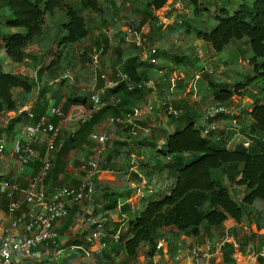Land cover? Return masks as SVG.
<instances>
[{
  "label": "trees",
  "instance_id": "1",
  "mask_svg": "<svg viewBox=\"0 0 264 264\" xmlns=\"http://www.w3.org/2000/svg\"><path fill=\"white\" fill-rule=\"evenodd\" d=\"M78 1L82 11H99L97 0ZM2 2L3 7L0 10L3 12L1 16H4L5 22L0 28V53L4 51L13 63L21 64L25 59H29V54L25 52V49L31 42L39 41L43 35L45 17L52 16L56 10H60L66 17V22L60 26L64 34L57 41V47L71 46L88 36L89 28L85 19L79 12L63 7L62 0H3ZM167 2L168 0H148L144 8L148 24L145 22H140L136 26L128 24L138 34L144 26H148L147 42L152 47H154L152 41L155 40L152 35H160L161 26L165 21V18H158L154 15L153 11L164 9L163 12H167L165 9ZM189 5L194 9L193 17L198 16L200 12L196 6L197 0H189ZM214 20L213 27L201 29L194 25V20L182 18L179 21V27L184 29L185 33L193 32L198 41L209 44L216 53L223 51L232 42L246 39L253 54L248 62L254 76L253 82L263 85L262 90L264 91V0H252L250 5L241 3L233 12L216 6ZM17 30H22V32ZM89 51L90 48H87L85 52L89 53ZM138 52L135 56L123 59L122 50H117L116 68L118 66L119 68H115V71L127 74L135 87L128 90L123 83L116 82L114 86L107 87L99 93L101 109L92 114L84 123H78L76 132L67 134L62 143H59V149L54 155L53 171L48 182L58 170L65 168L60 158L67 151L81 146L88 148V135L96 132V127L101 122L109 121L110 118L122 120L127 115L135 116L138 112V103L146 102L148 96L154 91H161V85L155 87L154 90L145 85L138 87L141 83L151 81L149 66L154 65L158 60L157 50L149 57L154 58L153 64L150 63V59L141 60L140 51ZM56 57L57 59H53L48 67L51 80L59 69L57 63L59 56ZM180 58V61H183L187 59V56L181 55ZM40 59L35 60L40 61ZM37 87L42 88H40V95H43L45 89L48 88L40 72L31 78L23 74L4 73L0 65V112L16 109L12 94L14 90L29 94ZM214 87L212 94L220 105L232 98L233 92L229 84H214ZM243 87L244 85H236L237 89L242 90ZM87 100L86 95L78 94V96L69 97L66 100V106L81 105L86 108ZM220 105L211 109L223 108ZM168 118L170 123L176 124L177 122L182 127L169 134L163 143L155 142V130H151L147 138L140 139L138 142L139 144L149 143L153 150V156L146 155L145 160L138 165L140 166L138 170L145 177L147 185L154 186L158 183L157 178H167L164 191L159 198L155 199L147 200L142 196L141 200L146 199V203H143L137 215L128 221L123 232L118 230L122 223H118L112 231L110 230L111 234L119 231V242L114 244L111 239H104L109 254L100 253V264L114 262L120 254L126 261L133 262L143 246L149 249L147 257H152L156 252V242L159 239H164V242H174L178 241L181 236L196 238L200 236L202 226L207 231L211 228H220L228 219L233 220L235 226L245 225L251 232L249 238H244V244H246L239 245L241 253L248 250L253 253L254 257L260 250V246L253 247L255 250L247 248L252 246L249 245L250 238L258 235L264 227V208L255 207L256 202H264V139L254 140L249 143L248 147L240 143L234 149L228 150L220 145L222 137L216 140L217 134H201L200 128L197 127L202 121L199 115L183 111L177 118L173 116H168ZM221 118H229V116L228 114L211 113L208 121ZM237 118L238 116H235L231 119ZM250 118L252 120L250 132H264V105L256 103L250 112ZM48 119L53 123L58 121L55 118ZM144 124L143 120H138L134 121L132 126H123L119 123L112 125V146L104 153L106 155L101 163L102 169L111 168L109 166L111 160L119 157L123 167H112L111 169L122 175L132 171L133 164H129L132 150L121 155L117 153L116 147L122 145L120 143L122 135L128 129ZM228 130L236 132L233 126H229ZM138 137L136 136L134 141L139 140ZM41 152L42 146H38L37 156ZM36 164L38 168H35V173H38L39 164L38 162ZM132 173L137 175L133 171ZM94 183L95 190L92 200L105 201L102 212L97 211V207L93 204L96 214L107 216L114 213L119 206L124 212L129 210V207L123 204L124 196L128 197L125 193L108 191L104 187L106 183L99 181L97 177ZM229 187L233 189L234 199L228 191ZM223 249H226L224 264L232 263L228 255L232 249L230 244H224ZM260 259L257 257L256 261ZM118 264L125 263L119 262Z\"/></svg>",
  "mask_w": 264,
  "mask_h": 264
},
{
  "label": "rangeland",
  "instance_id": "2",
  "mask_svg": "<svg viewBox=\"0 0 264 264\" xmlns=\"http://www.w3.org/2000/svg\"><path fill=\"white\" fill-rule=\"evenodd\" d=\"M2 1L0 0V8L3 7ZM147 1L97 0L99 11L92 12L90 10L82 11L78 0H62L61 4L63 7H69L79 12L85 19L89 28L87 38L71 46L57 47V41L64 34L60 26L66 22V17L60 10H56L52 16L45 17L43 35L39 41L31 42L25 49V52L29 54V59H25L21 64H16L12 69L29 74L32 78L37 75V72H40L45 84L53 82L54 85L60 86L59 96L65 98V102L68 97L83 94L82 90H90L93 88L95 92H102L105 87L117 82V73L115 71L117 50L121 49L123 57L125 58L135 56L139 53L133 44L128 43L132 41V38L126 37L125 32L129 31L128 24H133L134 26L140 22L148 24V18L144 11ZM251 1L197 0L196 6L200 14L198 16L194 15V17L192 15L194 9L189 5V0H168L166 3L167 8H165L167 12H163L164 9L157 12L153 11V14L158 18H165L164 24H162L160 29V35H152L155 37L154 42L151 41L157 50L158 60L154 65L149 66V76L151 78L149 82H152L153 88L161 85V91H154L150 94L147 103L156 106L163 101H167L180 114L183 111L189 114H197L199 115V119L202 117L200 120L203 121L206 111L220 105L216 102L212 94L213 89H215L214 84H229L233 96L230 100L220 105L227 110L229 118L216 119L215 121L220 136L222 137V144L220 145L228 150L234 149L246 140L253 142L254 140L264 139V132H250L252 126L250 112L256 103L264 105L263 85L259 82H253L254 76L248 63L253 54L246 39L232 42L223 51L216 53L209 44L198 41L194 37L193 32L185 33V30L179 27V21L182 18H190L194 20V25L198 26V28L205 29L211 26L213 27L216 6L224 7L228 11L233 12L239 4L245 3L250 5ZM2 13L0 10V28L3 27V23L5 22L4 16H1ZM17 31L22 32V30ZM140 32L146 34L147 28L142 29ZM145 44L147 43L145 42ZM87 48H90L89 53L85 52ZM57 55L59 56L57 62L59 69L52 81L49 77L48 67L53 59H57ZM181 55H186L187 59L180 61ZM36 58L41 59L38 61L35 60ZM38 63L41 65L40 68H38ZM236 85H244V87L241 90L237 89ZM235 116H238V118L231 119ZM162 118L166 117L163 116ZM202 121H200V124L205 122ZM144 126L145 124L143 126L139 125V128H136L137 130L134 131V135L142 136L141 133ZM229 126H233L236 132L228 130ZM180 127H182L181 124L176 122L174 130L169 128L166 132H170L171 134ZM61 131L63 136L64 127H62ZM168 135L165 133L164 139ZM139 141L140 139L135 141L136 143L132 145V149L138 154L140 152L139 148L141 147L145 155L153 156V150L149 143L143 142L139 144ZM135 167L137 168L135 169ZM138 168L140 166L136 162L133 169L141 173ZM156 180L158 183L155 186L159 189V193L153 199L161 196L167 178H157ZM171 182L173 181L171 180ZM133 184L138 187L136 186V189H132L130 191L131 193H134V190L135 192L136 190L137 192L143 191V184H141L140 179ZM228 191L234 199L232 187H229ZM141 194L142 192L139 193L140 199L142 197ZM147 200H142V203L145 204ZM255 207L263 209L264 202H256ZM78 209H82L84 218L86 207L80 206ZM137 213L138 210L132 214L128 212L122 214H127L128 218H130L129 220H131ZM119 222L120 224L122 223L121 221H117L115 226ZM111 229L113 227L109 224L106 230L111 232ZM118 230L123 232L125 228L119 226ZM229 235L237 238L242 246L246 244H244V238H249L251 232L245 225L235 226L233 221L227 220L222 227L211 228L208 231L202 226L201 234L197 239L199 241H203L204 239L210 242L214 241L216 244V242L223 241ZM106 238L110 240L109 237ZM156 244L159 248L158 255L162 261L172 257L174 246L170 248L167 242H164V239H159ZM249 245L252 246H249L247 249L251 250H255L254 248L257 246L264 245V227L258 235L250 238ZM75 247L77 248L76 244ZM90 249L92 253L87 249L84 260H79L76 257L71 260L66 259L64 264H100V254L94 255L95 248L92 247ZM143 249L144 247L142 251ZM102 254H109V250L106 248ZM110 256L113 257L114 255L110 254ZM223 257L225 258V255ZM108 264L115 263L111 262Z\"/></svg>",
  "mask_w": 264,
  "mask_h": 264
},
{
  "label": "built area",
  "instance_id": "3",
  "mask_svg": "<svg viewBox=\"0 0 264 264\" xmlns=\"http://www.w3.org/2000/svg\"><path fill=\"white\" fill-rule=\"evenodd\" d=\"M144 28H147V33L139 32L138 34L131 26H128L129 31L125 34L126 37L132 38V41L128 43L133 44L140 51L141 60L147 61L150 56L155 54L156 50L147 42L149 27L144 26L142 29ZM149 61L151 64L155 62L152 57ZM116 77L117 82L123 83L128 90L135 87L127 74L118 71ZM142 85L148 87L151 84L144 82L138 87ZM82 93L88 97L86 108H77L69 116H66L61 107L55 105H49L44 113L39 116H35L29 109H26L29 123L18 132L9 154L7 156L0 154V161L3 159L4 161L6 159L15 160L19 172H22L33 162L39 164V171L31 178L29 193L23 200L16 198L19 186L7 179V172L0 165V196L7 202V219L5 223L0 224V264H44L49 260L50 252L56 258H63L65 252L58 247L57 223L69 217L68 209L71 206L86 207V214L81 223H85L89 231L81 241L89 249L94 247L95 253H102L106 249L104 241L106 237L115 243L119 242V231L111 234L106 230L114 216L96 214L91 207L95 190L94 180L100 171L101 163L105 160V151L112 146V134L93 132L88 135V156L79 166V185L57 187L47 181L53 171L54 155L59 149L61 126L69 122L84 123L92 114L101 109L98 92L92 88L82 90ZM211 113L227 114V111L221 107L216 110L209 109L202 121L205 122L197 125V127L200 128L202 135L217 134L216 140L218 141L221 136L218 134L216 122L208 121ZM144 114L147 115L148 119L142 130L149 136L156 117L173 116L177 118L180 112L175 110L169 102L164 101L156 106L150 104L142 115ZM137 116V114L135 116L127 115L122 120L110 118L108 122L110 125L119 123L123 126H132ZM48 118H55L58 121L53 123ZM132 128L139 127L133 126ZM242 143L244 147H248L250 142L246 140ZM38 146H42V152L39 156H37ZM227 237L223 241L217 242L218 249L221 250L224 244L229 243L230 237ZM75 242L68 245L67 249L70 252L75 251ZM231 243L233 246H237L234 242ZM202 246V249L197 246L190 250L194 264H212V243L206 241ZM158 249L157 245L156 250L158 251ZM257 257L264 259V246L255 256V258ZM175 259L177 260L178 257Z\"/></svg>",
  "mask_w": 264,
  "mask_h": 264
},
{
  "label": "crops",
  "instance_id": "4",
  "mask_svg": "<svg viewBox=\"0 0 264 264\" xmlns=\"http://www.w3.org/2000/svg\"><path fill=\"white\" fill-rule=\"evenodd\" d=\"M138 52V50H137ZM138 54V53H137ZM125 57H123L124 59ZM127 58V57H126ZM39 64V63H38ZM0 65L2 68V71L4 73L9 74H23L27 75L32 78L31 75L22 73L17 70H13L14 66H16V63H14L5 55L4 51L0 53ZM41 65H38V68H40ZM119 66L117 67V69ZM118 72V71H117ZM34 78V77H33ZM65 81V80H63ZM152 83V82H147ZM116 83L107 86L112 87ZM48 88L45 89V93L43 95H40V88L37 87L36 89L32 90L31 93L25 94L21 90H14L12 92L13 97L15 99L16 103V109L14 111H4L0 112V154L7 156L12 149L13 142L15 138L18 135V132L22 127H24L26 124L29 123V119L27 118L26 109H29L32 113L35 115L43 114L45 109L49 105H55L61 107L63 112L66 114V116L71 115L72 112H74L77 108H84L81 105H69L66 106L65 98H61L59 96L60 92V86L54 85L53 82H50L47 84ZM152 86H148L149 88ZM105 87V88H107ZM155 88V87H154ZM152 86V89H154ZM42 89V88H41ZM69 98V97H68ZM67 98V99H68ZM149 100V97L147 101ZM146 102H140L138 103L137 109V118L136 120H143V122L146 124L147 122V115L144 114L145 109L147 106L150 105V103ZM86 102V106H87ZM222 108V107H221ZM224 108V107H223ZM225 109V108H224ZM226 110V109H225ZM227 111V110H226ZM207 112V111H206ZM141 116V117H140ZM156 122V123H155ZM152 125V130L156 131V143H163L165 141L164 134H170V132H166L167 129L172 128L174 130L175 123H170L169 118H162V117H156L155 121ZM9 126V127H8ZM64 127V134L62 136V131L60 132V143H62V140L67 137V134L69 133H75L77 130V124L75 122H69L65 123L61 126ZM112 125L109 124L107 120H104L96 127V132H106L108 134H112ZM136 128L128 129L123 135H122V145L116 147L117 153L123 155L128 150H132V153L130 154L131 161L129 164H134L137 162L139 165L143 160H145V154L143 153L141 147L139 148L138 154L132 149L133 143L135 139L134 131H136ZM168 131V130H167ZM142 136L139 137V139L147 138L148 135L145 134V132L142 130L141 133ZM139 147L138 145H136ZM144 148V147H142ZM106 155V154H105ZM88 156V149L85 146H81L78 148H74L72 150L67 151L64 156L60 158L61 163L65 164V168L62 170H58L55 175L51 178L50 183L53 184V186H62V185H68V186H77L79 185L80 181V171L79 166L86 160ZM136 158V160H135ZM6 159V158H5ZM121 160L119 157L111 160L110 167L112 168H119L123 167L121 165ZM1 167H3L6 170V177L12 182H15L18 184L19 189L16 198L19 200H23L25 196L29 193V183L31 178L36 174L35 168H38V165L36 162L31 163L29 166H27L22 172H19L17 169V163L15 160L6 159L4 161H0ZM125 165V164H124ZM131 168L133 172H135L137 175H134V173L127 172L126 175H122V173L112 170L111 168L102 169L100 166V171L97 175V179L101 182H105L104 185L105 188L108 189V191H119L123 194L127 195L128 197L124 196L123 204L127 205L129 207L128 211H123V208L119 206L114 210V213H110L109 215H113L114 219H111L109 222L110 226L115 228V224L117 221H121V228H126L127 223L130 218H128L127 214L122 213H134L135 210H139L143 207V201L139 197V193L142 192V196L144 198L152 199L159 193V189L157 186L153 185H147V181L141 173L138 171H135ZM137 167H135L136 169ZM141 180V184H143L142 190L138 191L134 190V193H131L132 189H136V186H134V182ZM145 185V186H144ZM138 187V186H137ZM129 194V195H128ZM149 195V196H147ZM93 204H95V207H97V211H101L103 209V206L105 205L104 200H98L94 201L91 200V207L94 209ZM6 206L7 202L6 200L0 196V224L6 222ZM80 209V208H79ZM78 206H71L68 209L69 217L65 220H61L57 223V231L59 234V240H58V247L63 249L65 252V255L63 258H56L51 252L49 253V260L46 261L44 264H64L66 259L71 260L73 258L78 257L79 260H84V255L86 254V250L88 249L91 253V249L85 245L81 239L88 233V227L85 223H81L83 219V211L82 209L79 210ZM134 216V215H133ZM120 217V218H119ZM126 219V221H125ZM231 220V219H228ZM233 221V220H231ZM120 223V222H119ZM225 223V222H224ZM108 224V225H109ZM114 224V226H113ZM234 224V222H233ZM235 225V224H234ZM233 226V225H232ZM111 229V231L113 230ZM230 231V230H229ZM230 237V238H229ZM229 243L231 248V253L229 254L230 260H232V263L230 264H264V259H260V261H256L255 255L253 257V253L249 252L248 250L244 253L240 252V242H238L237 238L229 235ZM196 237H187V236H181L178 241L174 242H167V245L169 247L174 246L173 255L170 258H167L162 261L160 256L158 255V251L154 253L152 257H147V253L149 249L147 246H143L144 249L142 251V248H140L139 255L135 259V261H126L122 254L118 256V258L114 261L115 264H118L119 262L127 263V264H194L193 259L190 255V250L194 247H200L203 248L202 245L207 240L199 241ZM78 240V241H74ZM80 240V241H79ZM77 245V248L75 251L70 252L69 249H67L68 245L74 243ZM231 242H234L237 246H233ZM213 246V250H211L212 256V264H222L223 263V255L224 252H226V249L224 250L223 247L220 249L217 248L214 241L211 242ZM234 244V245H235ZM216 246V247H215ZM264 245L260 246V250ZM146 248V249H145ZM80 249V250H78ZM147 250V251H146ZM166 250V248H165ZM259 250V251H260ZM229 251V250H227ZM258 251V252H259ZM94 255H98L99 253H93ZM70 256H72L70 258ZM175 257H178L176 260ZM98 258V257H95ZM224 264V263H223Z\"/></svg>",
  "mask_w": 264,
  "mask_h": 264
}]
</instances>
